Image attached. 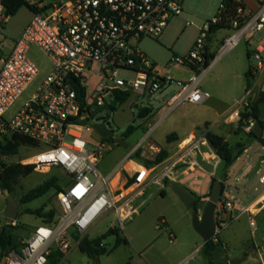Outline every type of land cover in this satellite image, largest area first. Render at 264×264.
<instances>
[{
    "label": "built area",
    "instance_id": "1",
    "mask_svg": "<svg viewBox=\"0 0 264 264\" xmlns=\"http://www.w3.org/2000/svg\"><path fill=\"white\" fill-rule=\"evenodd\" d=\"M185 1L69 0L50 9L40 8L33 12L31 22L6 57L0 59V136L4 143L17 137L29 142L25 146L43 150L20 164L34 165L39 172L58 167L66 177V185L58 194L56 219H43L18 250L2 258L5 264H49L55 252L65 257L111 213L123 230L127 222L141 214L147 203L141 199L150 187L162 193L166 184L196 178L197 172L203 171V162L217 168L220 158L208 141L206 128L192 135L187 143L179 144L175 154L160 164H141L130 171L127 164L133 160L128 155L107 174L99 170L104 145L91 149L86 140L90 129L106 123L104 114L112 109L113 101L118 107L142 96L166 93L177 85L178 90L163 108L164 118L183 104L203 105L211 98L202 90L204 77L242 39L250 46L257 43L251 53L257 66L252 69L254 75L264 72V36L257 39L264 32V5L256 13L239 9L235 15L222 3L217 16L200 30L201 37L191 54L170 61L188 71L190 77L176 80L160 74L140 44L145 39H159L170 21L184 12ZM7 19H0V33ZM216 27L230 35L210 59V39ZM34 47L46 57L48 66L41 67L32 59ZM122 72L135 78L122 77ZM250 96L251 92L227 116L228 121H240ZM256 123L250 120L245 132L254 131ZM251 151L253 147L249 146L244 154L249 157ZM263 164L264 161L257 175ZM259 183L264 184V174ZM222 184L216 214L218 229L224 230L244 215L256 228V207L230 198L232 181ZM11 223L15 226L14 221ZM2 226L0 222V229ZM174 239L171 236V243Z\"/></svg>",
    "mask_w": 264,
    "mask_h": 264
},
{
    "label": "rangeland",
    "instance_id": "2",
    "mask_svg": "<svg viewBox=\"0 0 264 264\" xmlns=\"http://www.w3.org/2000/svg\"><path fill=\"white\" fill-rule=\"evenodd\" d=\"M2 1L0 0V19L3 21L6 18V13L1 4ZM30 1L33 4L42 3L44 8L50 9L54 6L65 4L69 0ZM223 1L186 0L184 12L170 21L159 39H145L141 42V50L157 65L160 74L176 80L190 77L188 71L175 64H171L170 61L174 58L184 59L191 54L195 44L201 37L200 30L207 21L217 16ZM32 18L33 12L29 8L23 7L15 16L8 18L7 22L3 24V30L0 33V59L6 57L16 41L20 39ZM229 35L230 32L224 29L215 32L210 39V47L213 51H218L223 40ZM263 36L264 32L260 33L257 39ZM255 44V46H250L246 39H242L237 47L228 52L213 66L202 81V90L211 95V98L203 105L183 104L175 108L164 118L163 108L178 90L177 85H172L166 93H156L154 96H142L138 100L133 99L119 105L111 114L110 119L106 121L107 127L113 131L114 136L112 138L107 140L101 138L95 129H90L86 133L89 148H99L101 145L105 147L104 156L99 164V170L104 174L109 173L128 155H131V158H135L140 164L143 161L154 160L162 149L167 150L170 156H172L177 151L179 144L192 135H189L181 142L173 141V144L167 139L169 135L177 133L183 137L192 129L199 133L204 128L210 127L211 124L215 123L217 125H215L214 133L224 136L232 147L236 148L239 143L247 141V136L240 131L239 121L235 120L231 122L229 120L226 123L225 119L246 98V73L250 68L257 66L254 54L248 58V55L255 50L257 43ZM30 55L39 66L46 67L49 65L46 57L37 48L34 47ZM121 76L135 78V75L126 72H122ZM256 77L257 75H255ZM250 99L251 96L247 101ZM136 105H139L140 108L135 109ZM147 107L152 111V114L144 118L141 116V113ZM106 116L107 114L105 113L104 117ZM262 121L264 123V113ZM130 127H133L135 132L127 136L126 134ZM262 136H264V130ZM118 137L125 139L126 143L130 145L129 149L126 150L115 142V139ZM0 143H4L2 136H0ZM42 151V149L33 146H23L16 156L1 157L0 163L17 164L21 160L32 158ZM138 154L139 158L137 159ZM250 161V159L246 158L243 163L245 166H248V170H252V164H254ZM221 169V162L217 168L203 162V171H198L196 178H188L177 183L197 197L198 203L196 207L197 211L200 212V216H202L210 202L209 195L213 183L212 180L219 177ZM41 170V172L35 170L30 176L21 178L14 186L12 194L19 203V213L17 219L14 221L15 228L13 230L17 241L27 240L31 232H34L36 227L42 224V219L30 214L29 211H36L41 208L44 209L45 214L49 213L52 209L59 211L56 190H52L46 196L32 203H20L25 194L55 175L63 179L60 186L64 187L66 185L65 172L61 168L51 167L42 168ZM261 174H264V165L261 167ZM260 175H257L254 170L252 182L258 180ZM234 178L231 174L226 176V180L232 181L233 188L238 187ZM173 185L175 184H166L164 196L155 187H150L141 199V201L147 200L146 205L141 210V214L134 220L127 222L123 230L119 229L117 225L116 215L111 213L87 234V238L93 240L105 235L110 229L116 227L120 238L126 239L128 244L122 243L115 248L117 236H109L104 240V245L108 250L114 249L112 253L98 258H89L77 246L57 264H125L133 254L130 244L140 247L147 242H156L158 238L161 239L159 244L162 251H166L167 253L184 244H189V246L195 248L196 242L199 244L203 242L193 225V211L195 207H187L172 189ZM263 190L264 185H259L258 191L254 192V198H248L244 202L254 204L256 197ZM228 193L230 198L237 203L242 202L238 198H234L232 192ZM6 206V198L0 192L1 224L8 223V220L5 218ZM254 213L257 215L256 211ZM162 220L172 225L175 234L174 244L170 243V232L168 230L166 232L163 231L166 229V226L161 224ZM255 220L256 224H258L256 216ZM157 226H160L163 230H157ZM257 230L258 227L256 230L251 228L248 216L246 215L231 223L224 230L218 229V234L225 243L226 256L229 261L240 259L243 255L258 256L255 243L259 241L260 233ZM157 255L156 260H154L159 264H164L163 254ZM248 258L243 264L254 263L253 260L252 262H248ZM196 259V257L190 259L186 264H195ZM0 260H2L1 251Z\"/></svg>",
    "mask_w": 264,
    "mask_h": 264
},
{
    "label": "trees",
    "instance_id": "3",
    "mask_svg": "<svg viewBox=\"0 0 264 264\" xmlns=\"http://www.w3.org/2000/svg\"><path fill=\"white\" fill-rule=\"evenodd\" d=\"M223 3L226 5L228 12H230L231 14L236 15L239 9H244V6L237 0H224ZM1 4L5 10L7 18L15 16L23 7L29 8L32 12H36L38 10L37 7L35 5H32L28 0H3ZM219 29L220 27H216L213 29V32H217ZM250 57L251 54L248 55V58ZM209 58L213 59L214 55H209ZM246 79V92H248L254 85L253 80L255 79V75L253 73L252 68H250L249 71L246 73ZM256 94L257 95L255 98L252 94L251 99L249 100V106L242 111L241 119L239 121L240 131L247 136V141L239 143L237 147L234 148L224 137L216 135L212 132H208L207 134L209 143L215 150L217 156L220 158V162L222 163V169L219 174V177H216L212 180L213 183L209 196H211L213 188L219 181L223 183L226 180V176L228 175V169L244 154L245 150L252 143L258 142L264 145V136L257 137L254 131L246 133L244 130L250 120H254L259 123L264 130V123L262 121L264 113V92L260 91ZM151 114L152 111L146 108L142 111L141 116L146 118ZM134 132L135 129L133 127H130L128 128L126 135H131ZM175 138L176 134H171L168 136L167 139L169 142H173L175 141ZM28 144V141L17 137L13 138L11 141H7L6 143H0V158L16 156L19 153L20 148ZM169 157L170 153L167 150L162 149L154 160L143 161L142 164L150 167L164 162ZM138 158L139 154L137 155V159ZM132 160L137 161L135 158H132ZM35 170L36 168L34 165H22L20 163L9 165L4 162H1L0 185H2L4 189H8L11 193H13L14 186L19 182V180L21 178L30 176L32 173L35 172ZM62 180V177L56 175L47 179L38 187L32 189L27 194H25L22 197L20 203H32L33 201L46 196L52 190H56V194L58 195L62 191V186H60ZM164 195L165 192H162V196ZM197 203L198 201L193 205V207H195V211H197ZM29 213L32 215H36L41 219H44L45 222H53L58 215V210L52 209L49 213L45 214L44 209L41 208L36 211H29ZM14 228L15 227L14 225H12V223H4L2 228L0 229V251L2 253V258L11 250H18L21 247L22 242L17 241L16 236L13 233ZM113 235L117 236V243L115 248L122 243L128 244V241L126 239L120 238L118 230L110 229L105 235L99 238L93 240L88 238L82 239L79 244V249L89 258H98L110 254L113 252L114 249L108 250L107 247L104 245V240H106L109 236ZM201 254L207 260V264H230V261L228 259L223 258V256L227 254V250L225 247V243L219 234H217L215 238L203 244ZM62 258H64V255L55 252L50 257L49 264H57ZM127 264H131V262H128Z\"/></svg>",
    "mask_w": 264,
    "mask_h": 264
},
{
    "label": "crops",
    "instance_id": "4",
    "mask_svg": "<svg viewBox=\"0 0 264 264\" xmlns=\"http://www.w3.org/2000/svg\"><path fill=\"white\" fill-rule=\"evenodd\" d=\"M28 1L32 5H35L37 7V9L44 8L42 3L33 4L30 0H28ZM237 1L244 6V10L247 13H256L261 8V6L264 5V0H237ZM216 51L215 50L213 51V49L211 47H209L210 54L215 56L217 53ZM253 81H254L253 87L248 92H246V90H245V92H246V96L249 92H251L253 94V97L255 98L257 95L256 94L257 92H260V91L264 92V72H262L260 75H257V77ZM225 122L226 123L229 122L227 120V118L225 119ZM215 125H217V124L216 123L211 124L210 127H206V129L209 132L214 133ZM195 133H196L195 130L192 129L188 134H186L183 137L178 135L177 133H172V134H176L175 141L181 142L184 139H186L189 135H193ZM216 135H218V134H216ZM219 136H221V135H219ZM222 137H224V136H222ZM190 139H191V137H189L187 140H185L186 141L185 143H187ZM250 146L253 147V151H251L249 153V157H247L246 154H243L228 169V174H231V176L233 178L235 177L234 178L235 183L237 184L238 187H235L234 190H232L231 192L234 194V198H238L239 200L242 201V202H238V203L245 205V206H251L252 205V207H256V209H253V211L257 212V215H256V219H257V223H258L257 224V227H258L257 231L260 233L259 241H257L255 243V247L257 248V251H258V256L257 255L254 257L248 256L249 257L248 262H252V260H253V262H254L253 264H264V190L261 192V194L259 196L256 197L254 204H247L244 202V200H246L248 198H252V197L254 198V192L258 191V186L264 185V184L259 183V179L252 182L254 170L257 171V169H259V166L261 165V162L264 161V149H262V145L259 144L258 142L252 143ZM260 155H261V157H260ZM125 157H124V159H125ZM246 158L250 159L251 163L252 162L254 163V164H252V170L251 169L248 170V166H245L243 164ZM120 163L121 162H119L117 165H119ZM140 165L141 164L139 162L133 160L132 162H129L127 164V168L130 171H135L136 170L135 168H138V166H140ZM252 173H253V175H252ZM42 220H41V222H42ZM163 221L165 222L164 225L166 226V229H164V230L161 229V230H163L164 232H166L168 230L170 232V237L174 236L175 234H174V230H173L172 225H170L165 220H163ZM100 222L101 221H99L97 224H99ZM257 227L253 228V229L256 230ZM156 229L161 231L158 228V226ZM32 234H33V232H31V234L29 235V237L27 239H29ZM160 240L161 239L158 238L156 242L155 241L147 242L146 244H144L143 246H140V247H137V246L130 244L131 249L133 251V254L127 260V262L125 264H127L128 262H131V264H159L155 260L158 256L157 254H160V253L163 254V259L165 260L164 264H186L190 259H194L195 257L197 258L195 264H207V260L201 254L203 242H201L200 244L198 242H196L195 248H193L192 246H189V244L180 245L179 247H177V248L173 249L172 251H170L169 253H167L166 251H162L161 246L159 244ZM20 241L24 242L26 240H20ZM171 244H174V242H172Z\"/></svg>",
    "mask_w": 264,
    "mask_h": 264
},
{
    "label": "water",
    "instance_id": "5",
    "mask_svg": "<svg viewBox=\"0 0 264 264\" xmlns=\"http://www.w3.org/2000/svg\"><path fill=\"white\" fill-rule=\"evenodd\" d=\"M117 107V101L112 102V109L109 110L106 121L110 119L111 114L114 112V108ZM135 109H139V106H135ZM95 131L99 134V136L103 139H109L113 133L106 123H101L96 126ZM254 133L257 137H262L263 128L259 123H256L254 128ZM115 142L123 147L124 149H129L130 145L126 143L124 138L118 137L115 139ZM172 189L177 194V196L181 199V201L187 206L192 207L197 202V197L191 194L189 191L184 189L182 186L175 184L172 186ZM223 191V184L219 181L212 190L210 196V202L208 203L206 209L204 210L202 216H200L199 211H193V225L196 232L201 236L203 240V244L207 243L209 240L216 237L218 234V224L216 220L217 207L220 203L221 193ZM0 192L6 198L7 206L5 210V218L8 222H13L17 219L19 213V203L15 199L14 195L8 190L4 189L2 185H0ZM224 259H227V256H223ZM248 258L247 255H243L240 259H232L230 260V264H243L244 261ZM1 264H5V260L3 259Z\"/></svg>",
    "mask_w": 264,
    "mask_h": 264
},
{
    "label": "flooded vegetation",
    "instance_id": "6",
    "mask_svg": "<svg viewBox=\"0 0 264 264\" xmlns=\"http://www.w3.org/2000/svg\"><path fill=\"white\" fill-rule=\"evenodd\" d=\"M114 136V134L112 133V135H111V137L110 138H112Z\"/></svg>",
    "mask_w": 264,
    "mask_h": 264
}]
</instances>
